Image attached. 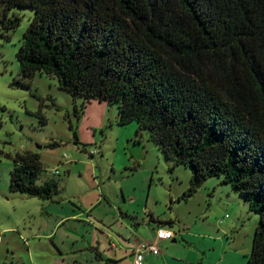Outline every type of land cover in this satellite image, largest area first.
<instances>
[{
    "label": "trees",
    "instance_id": "16d2710c",
    "mask_svg": "<svg viewBox=\"0 0 264 264\" xmlns=\"http://www.w3.org/2000/svg\"><path fill=\"white\" fill-rule=\"evenodd\" d=\"M15 7L34 11L13 82L45 72L116 103L119 125L137 122L190 169L182 197L221 176L259 216L246 264H264V0H0L2 36L21 23ZM41 170L39 153L15 155L8 188L51 199L58 182Z\"/></svg>",
    "mask_w": 264,
    "mask_h": 264
},
{
    "label": "rangeland",
    "instance_id": "374dc122",
    "mask_svg": "<svg viewBox=\"0 0 264 264\" xmlns=\"http://www.w3.org/2000/svg\"><path fill=\"white\" fill-rule=\"evenodd\" d=\"M13 11L20 25L0 31V264H135L145 242L160 254L143 264H198L205 252L246 264L259 216L221 176L182 197L190 169L173 166L137 122L119 125L116 103L72 96L45 72L13 82L34 9ZM27 151L39 153L37 181L58 182L51 199L8 188L13 157ZM158 228L176 236L159 240Z\"/></svg>",
    "mask_w": 264,
    "mask_h": 264
},
{
    "label": "built area",
    "instance_id": "2783aa9c",
    "mask_svg": "<svg viewBox=\"0 0 264 264\" xmlns=\"http://www.w3.org/2000/svg\"><path fill=\"white\" fill-rule=\"evenodd\" d=\"M56 172H58V169H56L54 173ZM156 235L159 240L170 238V237L172 238L173 236H175V234L171 230L165 229V228H158ZM112 246L114 245L112 244ZM134 252H135L134 254L135 264H143V259H144L145 254H148V253H153L155 255L160 254L158 245L155 244V242H145L141 244L140 246H138Z\"/></svg>",
    "mask_w": 264,
    "mask_h": 264
},
{
    "label": "crops",
    "instance_id": "0c3cea01",
    "mask_svg": "<svg viewBox=\"0 0 264 264\" xmlns=\"http://www.w3.org/2000/svg\"><path fill=\"white\" fill-rule=\"evenodd\" d=\"M92 103H93V102H92ZM62 219H63V218H62ZM148 220L156 221V219H154L152 215H149V216H148ZM165 229H166V228H165ZM175 236H176V235H175ZM175 236H173V237H175ZM200 236L203 237L204 235H201V234H200ZM207 238H209V237H205V236L203 237V239H207ZM175 239H176V238H173L172 241H175ZM161 240H162V239H161ZM194 244H196V242H194ZM225 254H226V252H225ZM204 255H205V256H204L205 259L201 256V257H200L201 260L199 261L198 264H219V263H220V262L218 261L219 259H215V260L213 259V260H211V259L206 258V256H207V255H206V252L204 253ZM157 256H158V255H157ZM226 256H227V255H226ZM223 257H225V255H224ZM192 262H193V260H192ZM192 264H195V263H192Z\"/></svg>",
    "mask_w": 264,
    "mask_h": 264
}]
</instances>
